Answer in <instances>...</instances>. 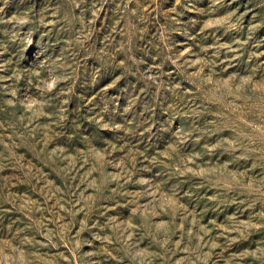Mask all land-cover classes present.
<instances>
[{
  "label": "rangeland",
  "instance_id": "obj_1",
  "mask_svg": "<svg viewBox=\"0 0 264 264\" xmlns=\"http://www.w3.org/2000/svg\"><path fill=\"white\" fill-rule=\"evenodd\" d=\"M0 264H264V0H0Z\"/></svg>",
  "mask_w": 264,
  "mask_h": 264
}]
</instances>
